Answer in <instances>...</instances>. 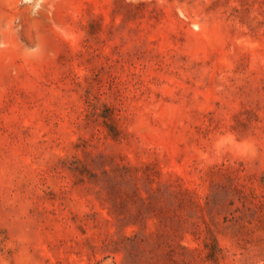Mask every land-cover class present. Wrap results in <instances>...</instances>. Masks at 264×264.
Returning <instances> with one entry per match:
<instances>
[{"label": "rangeland", "instance_id": "374dc122", "mask_svg": "<svg viewBox=\"0 0 264 264\" xmlns=\"http://www.w3.org/2000/svg\"><path fill=\"white\" fill-rule=\"evenodd\" d=\"M0 264H264V0H0Z\"/></svg>", "mask_w": 264, "mask_h": 264}, {"label": "clouds", "instance_id": "9594fccd", "mask_svg": "<svg viewBox=\"0 0 264 264\" xmlns=\"http://www.w3.org/2000/svg\"><path fill=\"white\" fill-rule=\"evenodd\" d=\"M237 148L241 153H244L248 150L249 145L246 141H244V142H240L239 144H237Z\"/></svg>", "mask_w": 264, "mask_h": 264}]
</instances>
